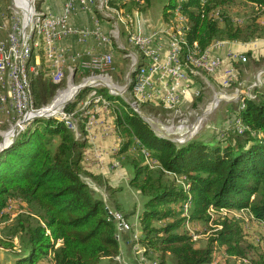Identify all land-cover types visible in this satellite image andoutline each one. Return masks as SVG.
Listing matches in <instances>:
<instances>
[{"label":"trees","instance_id":"1","mask_svg":"<svg viewBox=\"0 0 264 264\" xmlns=\"http://www.w3.org/2000/svg\"><path fill=\"white\" fill-rule=\"evenodd\" d=\"M141 1L149 6L150 0ZM227 1L166 0L161 12L163 21L175 10L187 21L184 58L193 44L203 52L215 40L248 42L264 37L255 22L241 26L222 14ZM243 2L264 12V0ZM243 65H264V54L258 59L248 55L245 64H234L238 75ZM191 79L198 84V80ZM33 88L34 95L45 105L57 86L41 71ZM254 95L242 96L241 109V101L228 103L227 108H231L226 132L220 136L215 131L220 137L211 142L194 138L181 144L158 137L137 112L119 99L120 107L112 111V125L120 141L116 157L120 166L131 168L130 186L144 198L137 217L141 231L138 244L150 260L157 264H212L215 248L241 257L245 251L241 248L245 221L235 212L246 211L257 223L264 224V87L254 89ZM199 99L201 96L196 100ZM109 100L119 101L113 96ZM234 117L241 135L229 128ZM80 134L77 139L56 119L36 120L0 154V213L11 199H20L26 208L36 212L0 215V225L15 218L12 225L4 227L9 239L0 238V248L13 252L17 250L13 240L18 239L22 248L13 264H45L47 260L51 264H102L104 260L117 263L118 230L101 193L91 188L84 177L110 196L117 189L102 176L84 169L87 143L84 133ZM132 149L134 154L130 153ZM115 207L122 212L120 206ZM210 209L233 215L219 213L215 223L219 229L205 247H196V241L180 230L188 221H208ZM123 216L127 219L129 215Z\"/></svg>","mask_w":264,"mask_h":264},{"label":"built area","instance_id":"2","mask_svg":"<svg viewBox=\"0 0 264 264\" xmlns=\"http://www.w3.org/2000/svg\"><path fill=\"white\" fill-rule=\"evenodd\" d=\"M10 1L11 4L6 6L7 2L0 0V125L5 124L8 127L7 131L18 130L20 134L32 123L30 121L36 115H42L40 112L50 106L36 107L33 89L34 80L40 72L38 52L41 50L44 58L49 62V80L58 87L56 97L66 90L60 87L66 72L70 77L73 73L74 77L79 73H87L80 84L86 86L87 94L76 103L74 109L66 110L62 106L52 114L42 115L55 117L77 139L81 136L80 131L84 133V140L93 147L92 151L85 152L84 164L90 162L99 169H104L101 149L95 147L96 129L99 130L102 139L115 135V129H111V126L109 127L102 118V116L108 117L106 114L112 111L113 107H108L106 98L99 93L100 90L106 88H114L115 91L122 93L121 87H109L108 71L114 67V56L109 53L111 7L125 6L129 17L127 28H130L134 39L148 52L149 64L138 86L139 95L155 101L157 105L166 110L167 104H174V112L170 113L179 121L178 128L174 125L164 127L148 116L150 124L161 135L170 138L179 136L180 139L174 138V140H178L181 144L194 134L195 127L189 130L184 128L183 132H180L179 128L183 127L185 118L191 115L185 104L189 102V99L199 96V84L210 83L204 78V70L215 72V81L212 82L216 83L219 91L213 93L211 102L214 105L221 98L228 103H239L240 95L255 97L254 89L264 86V70L257 72L255 81L247 86L245 91L244 88H240L241 86H236L235 74H238V70L235 69L234 64H245L247 57L235 48H229L225 57L222 58L216 56L214 51L227 45L214 43V49L210 50V57H202L199 55L197 44V52H192V58H184L182 45L185 43H179L173 38V31L165 29V22L162 27L144 33L139 21L141 13H137V6L143 2L141 0H63L62 12L58 16H51L37 10L38 0ZM77 10L92 15L93 29L80 30L68 24L70 17ZM175 15H179L176 10L174 14H169L167 21L179 24L175 22ZM104 24L108 26L107 31L104 30ZM179 30L187 32L186 24H179ZM70 35H77L82 43L88 38H93L98 46L107 49L98 54L76 52L70 55L57 45L60 40ZM248 42H236V47L255 44L264 48V37ZM118 43L121 45L119 35ZM135 56V54H130V63L135 61ZM186 68H193L197 71L198 84L186 76ZM70 83L72 82L69 79L68 86ZM213 104L211 107L214 106ZM183 107L187 109L182 110ZM107 117L105 120L109 122ZM230 124L229 128L235 134H242L236 117L231 120ZM117 144L118 138H116V145L111 147V152ZM153 165L155 166V163ZM117 166L118 164L112 161L108 169L114 171ZM89 182L87 181L88 184ZM89 186L98 191L93 183ZM22 205L24 203L20 199H11L0 215L10 213L14 217L15 214L12 213L14 209L17 211L20 209L19 213L28 211V209L24 210ZM110 215L118 230V239L120 232H126L130 233L133 241L137 242L136 220L131 223L124 218L122 213L114 209H110ZM136 251L137 264H150L145 258L140 257V248L137 247ZM116 261L119 264H127L122 258Z\"/></svg>","mask_w":264,"mask_h":264},{"label":"rangeland","instance_id":"3","mask_svg":"<svg viewBox=\"0 0 264 264\" xmlns=\"http://www.w3.org/2000/svg\"><path fill=\"white\" fill-rule=\"evenodd\" d=\"M1 1L5 2V3L7 2L6 6L8 4L9 5L11 4L10 0H1ZM43 2H44V0L43 1L42 0L37 1L36 7L38 6V8H40L39 10H41ZM147 8H148V6L143 1V6L140 9L141 12L145 11ZM221 10H222V14H225V16L228 17L233 23L241 24V26H243L244 23H246V22H247V24L255 22L256 26L261 27L260 29H262V30L258 31L259 34L260 35L264 34V12L263 11L260 12L259 10L252 8L248 4H245L243 2V0H228L226 2V4L221 8ZM173 13H174V11L172 12V14ZM167 20H168V18H167ZM168 24L170 26L174 25L173 21H169ZM257 29H259V28H257ZM121 40H122L121 43L123 44L125 50H128V51L130 50L132 52L135 51V49L130 44L127 43L128 42L127 39L122 37ZM113 47H114L113 50H114V68H115L114 70L115 71L111 72L110 77L109 76L108 77L110 78L109 79L110 83H112L115 87H121L123 89L127 85V79L129 77V73L131 72V67L135 66V65L132 62L130 65L129 58L124 57L126 55L125 51L120 50V47L118 48V46L116 44H113ZM38 54H39V62H40V72L41 71L45 72L46 75L49 77V71H50L49 62H47V60L44 58L41 50H39ZM42 59H44V60H42ZM40 72H39V74H40ZM236 75H237L236 80H235L236 86H241L243 81H244L245 87H246V85L248 86V85H251L253 83L251 79H246L244 75L240 76V80H239L238 74H236ZM85 77H86V75H84V76L77 75L76 77H74L72 83L75 86H77V85L81 84L82 79ZM69 79H70L69 73L66 72L64 79L62 81V84L60 85V87H62V89L63 88L66 89L65 91H67V93L70 94L67 97V100L72 97L70 91H71V88L72 89L74 88V85L72 83H70L68 86ZM34 82H35V80H34ZM67 86H68V88H67ZM201 86H204V85H201ZM206 86L207 87L202 90L203 93H200L199 96L196 97V99H197L198 97L201 96V99H199V100L194 99V100L185 104L188 108L187 111H190L191 115H189L188 117L185 118V120H184L185 123L183 124L182 128H179V131L183 132L185 130L184 128L189 130L191 127H195L194 134L192 136H189V138H187L188 140L198 138V139L204 140L206 142H211V141H214L212 139H215L216 137H220L221 134H224L226 132L224 127L227 126L226 121H228V118H227L228 117V111L226 109H223V105L228 104V102L223 101L220 96H217V97H220L221 99H220V101L217 102V104L214 105L213 102H211V101L213 99V95L215 94L214 92L219 91V87L216 85V83H214L212 81H210V83L207 84ZM33 87H34V83H33ZM57 89H58V87H57ZM108 90L109 89L106 88V89H103L102 91H99V93H101L106 99L107 98L110 99V96L115 95V94H110L108 92ZM128 91H126V92L128 93ZM126 92L123 93L124 95H122L124 97L123 99L121 97H116V99L117 100L122 99L126 104H127V102L130 104L131 101H129V96L127 95ZM118 93H120V92H118ZM86 94H87V92H86ZM248 96L250 98L253 97L252 95H248ZM55 97H56V91H55L54 95L51 97V99L49 100V102L45 105H42L40 103V100L36 97V107H42V106L50 105L49 108H51L56 103V100L58 99L59 95L56 98ZM83 98H84V94L80 95V93H79L77 96H75L73 99H71L70 102H68L64 106V108L66 110L74 109L76 107V104H74V103L82 100ZM224 100H226V99H224ZM240 101H241V99H240ZM211 104H213L214 106L211 107ZM114 105L116 106L115 109L120 107V105H121L120 100L118 102L114 100ZM187 108L183 107L182 110H185ZM241 108H243L242 102L240 103V109ZM58 110H59V108L57 109V111ZM112 111H109V113L106 114V115H108V117L102 116V118H104L105 123L109 127L111 125L109 124V122H106L105 118L107 117L108 119L109 118L111 119V117H113ZM234 111H237V110L234 109ZM137 112L142 113L146 117V119H148V116L152 117L155 121L159 122L158 123L159 125H163L164 127L165 126L170 127L171 125H174L175 128L179 127L178 126L179 121L176 118H174L173 115L170 113L172 111H168L160 105H156V106L154 105L151 107L148 105H143L142 107H139ZM51 119H53V118H49V120H51ZM113 119H114V117H113ZM38 120H47V119L41 118ZM7 130H8V127L5 124L0 125V132H7ZM215 131L220 132V134H219L220 136H218V135L216 136ZM11 133L12 132L9 131L8 133H5L4 136L2 135L3 133H1L0 134V144L3 141L9 139L11 137ZM112 137H114L115 139L117 138L114 135H111L110 137H108V139H111ZM168 138L171 140H174V138L180 139L179 136H171V138L170 137H168ZM176 141H178V140H176ZM130 151H131L130 153H133V149ZM133 154H131V155H133ZM116 159H117V157H116ZM116 161L118 162V166H117L116 170H114L113 172H115L114 174L116 177H119L123 180V183L118 184V186L119 187H121V186L131 187L130 181L132 179V172L123 171L121 169L120 164H119V159H117ZM143 164H144V162H143ZM128 170H130L129 166H128ZM84 179L86 180V182L90 181L88 178L84 177ZM89 184L91 185L92 182L90 181ZM118 189L121 190L122 188H118ZM125 194H127V195L120 194L121 195L120 197H117V195H113V196L109 197V195L104 192L103 197H104V200L106 202V205L110 209H115L116 208L115 206L118 205V206H120L121 210L127 209L126 211L125 210H122V212L119 211L120 213H122L123 215H124V213L127 215H130L133 212L131 209L132 206L130 205L132 203L131 200L134 201L133 203H135V205L137 206V205H140L144 202V198L134 188H132L128 193L125 192ZM128 195H130V197H131V198L129 197L131 199L130 202L128 199ZM121 205H122V207H121ZM14 208H16V207H14ZM22 208L24 210L28 209L25 207V205H22ZM184 210L185 211L187 210L186 206L184 207ZM16 211H17V209H14L12 211V213H14L16 215L21 210L19 209L17 212ZM28 211H30L32 214H36V212H35V210H33V208H29ZM109 213H110V211H109ZM217 213L218 212H215L212 209H210L209 210L210 219L208 221H202V220H197L194 222L188 221L185 224H183V227L181 228L180 232H183V233L190 235L192 237V241H196L195 242L196 247H205L207 245V242L210 239V237H212L213 233L217 229H219V227L215 224L217 219H218V216H220V214L221 215H226V214L233 215V214H231L225 210H222L221 212H219L220 214L219 213L217 214ZM15 215H13V216H15ZM234 215L242 217L245 221L244 238L241 240V248L243 250L245 249V251H243L244 255L241 257L231 256V255H228L222 248L221 249L215 248L214 254H213V263L212 264H258L260 262H264V224L257 223L255 220H253L249 216L248 212H246V211H242L239 213L235 212ZM14 219L12 221H8L6 225H10V223L12 225L14 223L13 222ZM162 224L163 223H156L155 225L161 226ZM6 225H4V224L0 225V238L9 239V235H8L9 233L7 234V228H4ZM136 237L140 238V236H138V235ZM13 243L16 246L15 247V249H17V250H15L16 252L15 251L14 252L9 251L6 254V255H10V258H9L10 262H11L10 264L14 263L17 253L22 248L19 245L17 238H14ZM139 248H140V257L145 258V260L149 261L150 264H157V262L155 260H150L144 254V249L142 247H139ZM119 258H121L120 255L115 260H117ZM45 264H51V261L47 260L45 262ZM102 264H109V262H102ZM117 264H118V262H117Z\"/></svg>","mask_w":264,"mask_h":264},{"label":"crops","instance_id":"4","mask_svg":"<svg viewBox=\"0 0 264 264\" xmlns=\"http://www.w3.org/2000/svg\"><path fill=\"white\" fill-rule=\"evenodd\" d=\"M165 3H166V0H150L148 8L143 12H141V10H140L141 7L143 6V2H141L139 4L138 9H137V13H141L139 21H140L141 30L144 33H148L151 30L158 29V28L163 26L164 21H163L161 12H162V8H163ZM62 7H63V0H44L42 8L40 11H42L45 14L51 15V16H58L62 12ZM123 8L121 6L111 7L109 53L114 56L113 44H116L118 46V48L120 47V50H122V51L125 50L123 44L121 43V45H120L118 43V35L121 38L124 37L125 39L128 40L127 43L130 44L135 49V51H133V52L130 50L129 51L126 50L125 51L126 55L124 57L129 58V60H130V54H135L136 55L135 61H133L132 63H134V65L139 64L138 67H140V66L144 67V65H145V68H146L147 64H149V59L147 57H145L142 50H140L135 45H132V43L129 41V38L133 37V34L130 32V28H127V26H129V22H128L127 18H129V17L127 14V10H125V6ZM168 23H169V21L165 22V29H170V27L172 26V25L170 26ZM68 24L71 27H73L75 29H80V30L93 29V27H94V21L92 19V15L90 13L83 12L80 10H77L75 12V14L70 17ZM103 26H104V30L107 31L108 26L105 24ZM251 41L252 40H250L249 42H251ZM121 42H122V40H121ZM236 42H241V41L215 40L214 42H212L209 45V47L206 49V51L208 52V54L210 56V50L214 49V43H215V44L227 45V46L223 47L222 49L214 51V54L216 56H219L222 58L225 57L229 48H235V50L238 51L239 53L245 54L247 59H248V55L252 56L253 58L258 59L259 57H261V54H264V48L261 47L260 45L251 44V45H248L245 47H236ZM57 45L59 48L65 49L70 55H73L76 52H81L84 54L85 53L98 54V53L104 52L107 49V48L98 46L96 41L93 38H88L85 42L82 43L79 41V38L77 35H70V36L60 40ZM143 57H145V58H143ZM130 65H131V63H130ZM259 70H264V65L259 66V67L249 66L248 68H246L243 65V68L240 71V75H238L239 80H240V76L244 75L246 79H251L252 82H254L256 79V74ZM186 75L189 79H191V77L196 79L197 78V71L193 68H192V70H189V71L186 70ZM236 77H237V75L235 74V80H236ZM204 78L207 81H215V74L209 76V75L204 73ZM201 85H204V86H201ZM109 87H115L112 83H110V80H109ZM246 87H247V85H246ZM246 87L244 86V81H243L240 88H242V89L244 88V91H245ZM199 88H200L199 94L203 93L202 90L206 88V84H199ZM108 89H109L108 92L110 94H115V95H112L114 97H120L121 95H124L122 93L116 92L114 90V88H108ZM242 96L249 97L248 95H240V99H242ZM194 99H196V97L189 99V102L194 100ZM112 102L114 103V101H112ZM112 102L109 100V98L106 99V104L108 105V107H113V110H114L116 108V106L114 104H112ZM144 104H150L153 106L157 105L155 101H150L149 99L146 100L142 105H144ZM128 105H129V103H128ZM227 105L228 104L223 105V109H226L228 111L231 107L230 108L228 107L229 108L228 109ZM167 110L174 112V109H172L168 104H167ZM109 123L111 124V129H114V126L112 125V117H111V119L109 118ZM95 136H96L95 147L101 149L100 153L102 155V161L104 163V165H103L104 169H99L98 167L91 164L90 162H86L85 164L83 162L82 166L84 167V169L88 170L89 173L102 176L107 181V183L109 184L110 187H112L113 189L114 188L117 189V191L114 192V195H117V197H120L121 196L120 194L127 195V194H125V192L128 193L132 188L131 187H124V186L119 187L118 184H122L123 180L119 177H116L114 174L115 172L108 169V166L110 165V163L112 161L115 164H118V162L116 161L118 159V158L116 159V154H117V152L119 150V146H120L119 139H118L117 147L114 149L113 152H111L110 151L111 147L116 145V139L114 137H112L111 139H108V138L102 139L101 134H100L98 129L95 130ZM114 136L116 137V135H114ZM92 149H93V147L91 145L87 144L86 150L89 152V151H92ZM121 169L123 171L132 172L130 167H129V169L131 171L128 170V166H121ZM95 186L98 189L97 192L101 193V196L104 199L103 193L105 191L100 189L98 187V185H96V183H95ZM117 187L122 188L121 189L122 191L120 189H118ZM105 193L109 194L108 192H105ZM109 197H110V194H109ZM129 197H130V195H128V199L130 202L131 197L130 198ZM131 202L132 203L130 205L132 206L131 209L133 212L131 215H129L127 217V220L131 223L135 222V220H136V226H137L138 225V218L137 217L139 216V214L142 211L143 203L136 206L135 203H133L134 201L131 200ZM121 207H122V205H121ZM106 208L109 209V211H110V208L107 205H106ZM122 210L126 211L127 209H122ZM137 235L141 237V231L138 228L136 230V236ZM138 239L139 238H137V241H138ZM119 243H120V254L119 255L121 256V258L127 264H137V260H136L137 251H136V249H137V247L138 248L141 247L138 244V242L133 241L132 235L130 233L120 232L119 233ZM8 252L9 251L0 248V264H10L11 263L10 259H9L10 255H6ZM103 262H108V261L104 260Z\"/></svg>","mask_w":264,"mask_h":264},{"label":"bare ground","instance_id":"5","mask_svg":"<svg viewBox=\"0 0 264 264\" xmlns=\"http://www.w3.org/2000/svg\"><path fill=\"white\" fill-rule=\"evenodd\" d=\"M176 13L179 14L178 11H176ZM175 18H176L175 19V22L176 23L186 24V28H187V21H186L185 17H183L182 15L179 14V15H175ZM127 19H128V22H129V18H127ZM179 24H174V26L173 27H170V29H172V31H173V38L176 39V41H178L179 43H184L185 32L183 30H179ZM129 41L132 43V45H135L140 50H142L143 53H144V55H145V57H147L149 59L148 52L145 50L144 46L139 45L138 41H136L133 37H130L129 38ZM192 52H197V45L196 44H193L191 46L190 53L188 54V56L186 58H192ZM198 52H199V55H201L202 57H210L209 54H208V52L206 50L203 51V52H201L198 49ZM145 57H143V58H145ZM138 66H139V64L131 67V71L134 70L135 73H134L133 76L129 77V85L130 86H129V89H128L129 92L127 93V95L129 96V101H131L130 104H129V106L135 112H137V110L139 109V107H141L142 104L146 100H148L147 98H143V97H141L139 95L138 86H139L141 77L144 75V73H146V68H145V65H144V67L143 66L138 67ZM114 69H115L114 67H111L110 68V71H108V76H110V73L111 72L115 71ZM204 73L207 74V75H209V76L215 74V72H212V70H204ZM124 89H125V87L122 89V94L125 93L126 91H128V90H126L124 92L123 91ZM70 92H71V96H72L74 94V92H75V86H74L73 89L71 88V91ZM69 95L70 94H68L67 91L61 92L59 94L58 99L56 100V103L51 108H49L50 106H48L47 108H45L44 111L40 112V114H42V115L52 114L53 112L57 111V109L58 108L60 109L62 107V105L66 102L67 97ZM121 98H123V96ZM127 104H128V102H127ZM168 105L172 109H174V104H168ZM137 113H140V112H137ZM148 122L150 123L149 120H148ZM9 131L12 132L11 133V137H12L14 131L13 130H9ZM9 131H7L6 133H8ZM4 135H5V133L3 134V136ZM11 137L9 139L3 141V144H0V148H1L2 145L8 144L10 142V140H11ZM166 138H168V137H166ZM169 140H171V139H169ZM171 141L176 142V143H179V141H176V140H171ZM142 152L145 154V150L142 149ZM150 166H151V164H150ZM110 217H111V215H110ZM111 219H112V217H111Z\"/></svg>","mask_w":264,"mask_h":264},{"label":"water","instance_id":"6","mask_svg":"<svg viewBox=\"0 0 264 264\" xmlns=\"http://www.w3.org/2000/svg\"><path fill=\"white\" fill-rule=\"evenodd\" d=\"M134 73H135V71L132 70V71L129 73V77L133 76ZM129 77H128V79H127V85L125 86V89L123 90L124 92H125L126 90L129 89V86H130V85H129ZM73 79H74V73L71 75V77H70V81L72 82ZM85 88H86L85 85H80V84H79V85L75 86V92H74V94L72 95V97H71L70 99H68V100L63 104V107H64L68 102H70V100L73 99V98H74V97H75V96H76L81 90H84ZM121 97H122V96H121ZM137 114L142 118L143 121H145V122L151 127V129L154 131V133H155L158 137L169 140V139L166 138L165 136L159 134V133L157 132V130H156V129H155V128H154V127L148 122V120L146 119V117H145L142 113H137ZM41 118H46V119L53 118V119H55V117H53L52 115H48V116L36 115V116L30 121V123L33 122V121H36V120H38V119H41ZM18 134H19V131H18V130H14V133H13V136L11 137L10 142H9L8 144H5V145H2V146H1V148H0V154H1L3 151L7 150V149L13 144V142H14V140L16 139V137L18 136ZM1 144H3V142H2Z\"/></svg>","mask_w":264,"mask_h":264}]
</instances>
